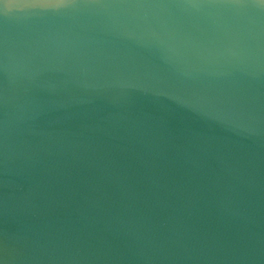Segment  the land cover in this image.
<instances>
[{
	"label": "water",
	"instance_id": "water-1",
	"mask_svg": "<svg viewBox=\"0 0 264 264\" xmlns=\"http://www.w3.org/2000/svg\"><path fill=\"white\" fill-rule=\"evenodd\" d=\"M0 264H264V6L0 0Z\"/></svg>",
	"mask_w": 264,
	"mask_h": 264
},
{
	"label": "snow or ice",
	"instance_id": "snow-or-ice-1",
	"mask_svg": "<svg viewBox=\"0 0 264 264\" xmlns=\"http://www.w3.org/2000/svg\"><path fill=\"white\" fill-rule=\"evenodd\" d=\"M230 3L234 4V5H242L245 0H229ZM254 2L259 3L261 6H264V0H254ZM62 6H68L67 3H64Z\"/></svg>",
	"mask_w": 264,
	"mask_h": 264
}]
</instances>
